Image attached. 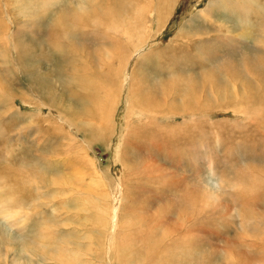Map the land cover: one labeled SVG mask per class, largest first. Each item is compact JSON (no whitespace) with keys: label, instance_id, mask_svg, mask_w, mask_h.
<instances>
[{"label":"rangeland","instance_id":"374dc122","mask_svg":"<svg viewBox=\"0 0 264 264\" xmlns=\"http://www.w3.org/2000/svg\"><path fill=\"white\" fill-rule=\"evenodd\" d=\"M111 1L0 0V264H118V248L164 264L186 238L211 264H257L264 99L230 68L264 93V0L244 27L222 0ZM154 87L173 90L165 116L134 102Z\"/></svg>","mask_w":264,"mask_h":264},{"label":"bare ground","instance_id":"6f19581e","mask_svg":"<svg viewBox=\"0 0 264 264\" xmlns=\"http://www.w3.org/2000/svg\"><path fill=\"white\" fill-rule=\"evenodd\" d=\"M104 3V4H103ZM114 2L113 0L111 1V6L110 8H112ZM221 4V5H220ZM105 5V2L102 1L101 2V7ZM107 5V3H106ZM94 10L98 11V8H95V7H92ZM106 8V7H105ZM104 8V9H105ZM216 8H222V9H225L226 11H228L229 13H231L232 15H234L239 21H240V26L239 27H244L246 25H248L254 18L252 17V13H253V7H252V4L250 2H246L244 3L242 0H222V3H215L213 4V10L216 9ZM264 8V7H263ZM109 10V9H107ZM115 11H117V8H115ZM84 21L86 23H89V18L88 17H84ZM74 27H76V31L77 33L81 34V35H85L84 32H82L81 28L79 27L78 24H73ZM225 29V28H224ZM226 31H230L231 29L229 28H226L225 29ZM231 33L234 32V30L232 29L230 31ZM240 35V34H239ZM238 35V36H239ZM220 38V37H219ZM236 41H241V39H233V38H230V37H226V39H218L216 40V43L217 44H221L222 45V48H225L226 46H231V43L232 42H236ZM54 44V43H53ZM53 44H51L53 46ZM208 44V43H206ZM218 48V47H217ZM219 49V48H218ZM81 56V54H79L77 57H74L68 64H64V63H61L62 66L60 65L58 67V70L60 71V73H65L67 71L66 68L69 67L70 64H73L76 60L79 59V57ZM157 59H158V56H157ZM156 60V58L154 59ZM153 60V61H154ZM151 62V64H148V63H143V65L147 68V70H152L151 67L155 65L154 62ZM10 64V62H8ZM6 63V64H8ZM141 62L138 63V66H141ZM11 65V64H10ZM7 66V65H6ZM72 68L73 65H70ZM167 67V66H165ZM69 69V68H68ZM230 71L232 73V79L230 81H234V82H238L239 80H241L242 82H244L246 85H248V88L250 91H256L257 95L256 97L254 98V102L256 103H259L260 102V99L258 97H261L262 99H264V93L263 92H260L258 91V89H256L255 85L253 83H251V81L248 79L247 75H246V70H232L230 68ZM67 73V72H66ZM70 73V72H69ZM146 71L144 70H140L137 74V76H141L143 74V76H146L145 75ZM26 74L28 75V73L26 72ZM5 76V75H4ZM29 76V75H28ZM67 76H70L67 75ZM136 76V77H137ZM71 79V78H70ZM143 79H146V78H143ZM239 79V80H238ZM11 80V79H10ZM69 81V80H68ZM73 81H75L73 79ZM79 81V80H78ZM138 81V80H137ZM228 81V80H227ZM72 83V82H71ZM136 83V81H135ZM63 84V83H62ZM79 84V83H78ZM164 84V83H163ZM195 87L192 88V89H189L187 91H184L181 87H179V90L178 92H182L184 94V96L186 97V100H191L192 98L194 99H197V95L198 94H195L193 93L194 91L196 90H201L199 86H201V79L198 81L197 79V82L194 83ZM252 85H254V87H252ZM8 85H6L5 82L1 81L0 80V90L3 92V90H6L8 87ZM250 86L252 88H250ZM164 87L165 88H168L170 89V85L169 84H164ZM264 88V83L263 85L261 86ZM246 88V87H245ZM153 89H155L154 92H151V93H147L146 95H142V98L140 99H137V101H135L134 99V102H136V106L138 107V110L141 114H145V115H148V116H155V117H159V116H165L168 114V110H163V111H159L160 108H163V107H159L156 105V102L155 100L156 99H163V97L169 93L170 91H173V90H165L164 91V94L163 95H160L158 92H157V88L154 87ZM72 91V86L69 87V90L66 88L65 91H64V95L61 97V98H66L70 101H73L74 104H76L75 101L79 102L77 99H74V91ZM77 95V94H76ZM45 96V94L43 95ZM48 95H46L45 97L47 98ZM138 96V95H137ZM45 98V99H46ZM47 100L51 101L49 98H47ZM69 102V101H68ZM133 102V103H134ZM163 102V101H161ZM99 103V102H98ZM71 104V103H69ZM77 104H80V103H77ZM76 104V105H77ZM55 105H57V102H54L53 103V106L55 107ZM84 105V104H83ZM262 108V107H261ZM263 108H264V105H263ZM262 108V109H263ZM137 109V108H136ZM178 109V108H177ZM258 110V109H257ZM264 110V109H263ZM206 111V110H205ZM204 111V112H205ZM210 111V110H209ZM261 111V109H260ZM184 113V114H195L196 112H191L189 110L188 107L184 108V109H180V110H176L174 113ZM207 112V111H206ZM256 112V111H255ZM170 114L172 113L169 112ZM257 113V112H256ZM260 113V112H259ZM258 113V114H259ZM255 116L256 114L253 113ZM0 123H2V121H0ZM260 180V181H259ZM258 182V192H259V195L257 194V198L258 200L255 201V203H259V206H261L262 208H264V177L261 175L260 179L257 180ZM261 208V209H262ZM3 217L5 219H9L13 216V214L11 213V211L8 209L6 212H3L2 213ZM26 220V219H25ZM24 222V221H23ZM263 222V221H262ZM261 236H259L257 239L258 241H260V245H261V250L263 248V244H264V228H262L261 230ZM177 238V236H176ZM185 243V244H183ZM258 243V244H259ZM173 247H171L169 250L172 252V254L168 257V260L166 261V263L164 264H211L210 263V260L209 259H205L206 256H203L201 253H199L198 251V244L196 242V240L194 238H186V239H183V242L180 243V242H177V240L172 244ZM131 245H129V250L131 249L130 248ZM171 246V245H170ZM182 246H185V251H179V248H181ZM203 247V246H202ZM201 249V248H200ZM204 249V248H203ZM121 251H124L120 248H118L117 252H119V255H120V261H123L124 264H140V259L137 260L135 257H136V254L133 255V254H129L127 252H121ZM201 251V250H200ZM203 251V250H202ZM261 254V253H260ZM211 255V254H210ZM214 255V254H213ZM242 264H247L248 262L251 261V258H250V261H248L247 258V255L244 254L242 255ZM150 259L151 261H153L154 257L153 256H150ZM216 259V258H215ZM4 260V259H3ZM117 260V259H116ZM120 261H117L118 264H121ZM254 261V259L252 260ZM257 264H264V258L262 257H259L257 259ZM213 263V262H212ZM255 263V262H254ZM144 264H150V262H145ZM154 264H161L159 262H155Z\"/></svg>","mask_w":264,"mask_h":264}]
</instances>
